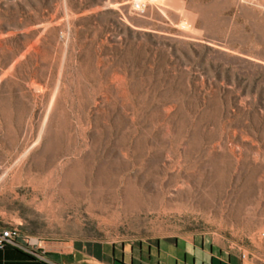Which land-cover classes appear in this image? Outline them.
<instances>
[{"label":"rangeland","instance_id":"374dc122","mask_svg":"<svg viewBox=\"0 0 264 264\" xmlns=\"http://www.w3.org/2000/svg\"><path fill=\"white\" fill-rule=\"evenodd\" d=\"M0 225L264 264V0H0Z\"/></svg>","mask_w":264,"mask_h":264},{"label":"crops","instance_id":"0c3cea01","mask_svg":"<svg viewBox=\"0 0 264 264\" xmlns=\"http://www.w3.org/2000/svg\"><path fill=\"white\" fill-rule=\"evenodd\" d=\"M17 239L22 244L27 241L23 235ZM36 239L33 252L11 245L0 248V264H245L234 251L180 236L139 240Z\"/></svg>","mask_w":264,"mask_h":264},{"label":"built area","instance_id":"2783aa9c","mask_svg":"<svg viewBox=\"0 0 264 264\" xmlns=\"http://www.w3.org/2000/svg\"><path fill=\"white\" fill-rule=\"evenodd\" d=\"M18 229L15 226H2L0 225V248H3L5 246L11 245V246H18L21 247L27 251L35 250L34 247L38 244V239H32L28 238L26 243L22 244L17 239L18 237ZM38 256V253H36Z\"/></svg>","mask_w":264,"mask_h":264}]
</instances>
